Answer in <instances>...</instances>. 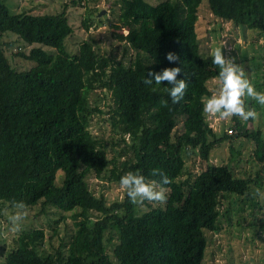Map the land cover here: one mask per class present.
Returning a JSON list of instances; mask_svg holds the SVG:
<instances>
[{
    "label": "trees",
    "instance_id": "obj_1",
    "mask_svg": "<svg viewBox=\"0 0 264 264\" xmlns=\"http://www.w3.org/2000/svg\"><path fill=\"white\" fill-rule=\"evenodd\" d=\"M119 1L118 19L128 29L117 35L127 44L123 59L101 53L94 38L70 53L67 39L74 27L65 8L11 13L0 0V214L20 201L28 209L38 207L37 214L48 206L62 212L48 237L44 228L22 229L0 264H203L206 232L219 230L220 199L247 195L252 182L229 163H212L213 150L236 137L253 140L264 163V135L250 127L251 119L233 117L235 135L218 134L203 114V102L213 95L209 82L218 78L219 68L212 55L202 53L196 27L205 2L215 18L253 30L259 38L264 36V0ZM85 4L83 25L89 28L99 0ZM19 40L40 46L16 49ZM129 49L133 53L126 58ZM168 52L176 53L179 62H169ZM16 57L31 66L19 68ZM168 67H180L177 78L188 84L177 104L167 82L143 83L154 79L149 72ZM106 92L105 109L98 102L108 98ZM249 101L245 98L246 109ZM94 114L108 115L110 142L90 129ZM196 150L205 170H189L183 179L185 154ZM153 169L172 181L164 186V204L134 205L125 191L109 202L87 181L92 174L119 185L121 176L132 171L159 182ZM69 212L77 220L66 240L58 223ZM114 235L117 243H112Z\"/></svg>",
    "mask_w": 264,
    "mask_h": 264
},
{
    "label": "rangeland",
    "instance_id": "obj_2",
    "mask_svg": "<svg viewBox=\"0 0 264 264\" xmlns=\"http://www.w3.org/2000/svg\"><path fill=\"white\" fill-rule=\"evenodd\" d=\"M87 0H6L11 13H20L28 10L35 14L61 13L64 8L68 13L69 20L74 27V33L67 39V48L70 53L78 51L80 44L85 39L92 40L94 45L101 53L105 55L114 54L118 58H125L124 50L126 41L119 40V33H128V29L119 22L120 12L119 0H99L98 11L94 15V23L89 28L83 25L86 14ZM160 2L161 0H152ZM197 32L199 42L197 43L202 53L211 55L216 48H221L225 58L241 66L245 76L254 85L257 91H264V36L257 37L253 30H244L231 21H222L208 10L204 2L199 12V21L197 23ZM12 39L17 36L8 33ZM22 48L29 51L33 46L19 40L14 48ZM47 49L46 47H44ZM132 49L128 50L126 58L132 54ZM14 63L21 69L31 66V61L16 57ZM213 94L218 91L219 82L215 78L209 82ZM99 92V90L97 91ZM100 97L103 93L100 92ZM108 98L100 99L98 104L105 108V103L109 100V92H106ZM95 97V94H94ZM247 109H255L261 113L260 117L252 120L251 128L260 129L264 135V110L256 102L249 101ZM106 109V108H105ZM108 115L94 114L90 129L104 142H110V122L105 118ZM210 126L221 134L226 131L230 135H235L233 127V117L227 120H219L207 117ZM242 120V119H241ZM242 122H245L242 120ZM181 125V124H180ZM176 132V131H175ZM256 143L253 140L236 137L232 141H225L215 148L210 156V161L215 164L229 163L235 168L238 176L252 179L250 191L247 195L226 194L220 199V218L219 230L206 232L208 246L205 253L203 264H264V196H254L253 193L258 188L264 192V163L260 162L255 154ZM111 149L108 148V151ZM185 173L182 178L185 179L190 171L201 173L205 170V162L198 150L193 153L185 154ZM89 188L97 196L104 194L111 202L117 198H122L124 190L120 185L103 183L90 175L87 179ZM156 204V203H151ZM141 206L145 207V203ZM38 207L28 209V215L23 222L22 229L33 230L44 228L47 237L55 220L59 219L62 212L48 206L47 212L37 214ZM16 209L5 208L3 214H0V262L3 261L6 250L14 246L13 240L18 233L10 231L8 217ZM73 213V212H72ZM72 213L67 214L66 220L58 223L59 231L62 235L66 234V240L70 237L75 226V217ZM251 224H255L252 226ZM263 225V228L262 226ZM109 235H107L108 237ZM112 243H117V237L114 235ZM69 245V241H66ZM47 247V246H46ZM45 246L43 249H47ZM110 249L113 244H108Z\"/></svg>",
    "mask_w": 264,
    "mask_h": 264
},
{
    "label": "clouds",
    "instance_id": "obj_3",
    "mask_svg": "<svg viewBox=\"0 0 264 264\" xmlns=\"http://www.w3.org/2000/svg\"><path fill=\"white\" fill-rule=\"evenodd\" d=\"M212 62L219 68L218 82L219 88L216 93L206 98L203 102V114L219 120H227L232 117H239L243 121L256 120L261 113L255 109H246L245 98L255 101L264 110V91H257L254 85L246 78L243 68L237 65L233 59L225 58L221 48L212 51ZM166 59L169 62H179V56L174 52H168ZM181 73L180 67L164 68L160 72H149V77L143 83L152 85L153 82L159 85L167 82L171 85L167 89L173 104L179 103L184 97L188 84L184 79H178ZM153 176H159L156 180L148 181L139 172L129 171L119 180L120 188L126 192L129 201L134 205H142L145 201L149 203L164 204L167 201V189L172 181L160 169L152 170ZM254 196H264V192L256 189ZM16 211L8 217L10 231L18 233L22 230L24 220L28 215L27 205L20 201L13 203Z\"/></svg>",
    "mask_w": 264,
    "mask_h": 264
}]
</instances>
